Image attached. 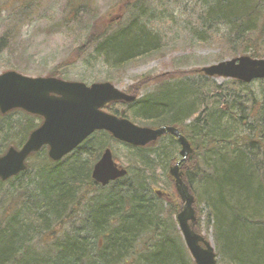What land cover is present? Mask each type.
Returning <instances> with one entry per match:
<instances>
[{"label": "trees", "instance_id": "trees-1", "mask_svg": "<svg viewBox=\"0 0 264 264\" xmlns=\"http://www.w3.org/2000/svg\"><path fill=\"white\" fill-rule=\"evenodd\" d=\"M142 2L126 0L121 8L124 14L88 38V43L98 40L97 53L113 67L159 51L160 37L142 23ZM205 5L203 28L224 25L228 28L226 44L232 52L236 49L252 58H264V0H205ZM126 14L125 23L118 25V19ZM60 73L55 71L52 76ZM196 76L202 83H191ZM155 86L133 107V116H125L134 122L139 118L149 121L151 126L181 129L193 147L182 170L195 195L197 212L198 197L208 207V224H214L221 263L264 264V100H257L249 84L228 80L218 86L200 71L171 76L156 81ZM247 118L253 120L249 134ZM41 123V118L22 111L0 114V156L10 147H21ZM227 123L241 125L243 134L230 135L223 128ZM97 137L103 140L97 155L83 157V145ZM104 138L109 139L107 144ZM195 139L204 144L205 152L219 154L213 173L201 171L200 145ZM114 143L132 150L138 177L133 179L132 170L125 167L126 177L102 186L92 178L93 167ZM157 143L134 148L99 131L60 162H52L43 149L29 160L26 171L6 182L0 180V264H195L173 223L182 202L177 193H173L176 203L172 205L159 197L155 179L163 163L179 160L167 157L179 143L170 135ZM235 156L241 157V166L247 165L246 174L234 172L230 158ZM35 159L40 163H32ZM219 168L228 172L222 173L220 182H210L215 190L197 197L192 177L215 179ZM33 171L36 176L30 184L20 183ZM7 186L13 187L8 190L11 196L6 194ZM68 224L77 227L60 236ZM196 231L202 232L200 219ZM45 236L50 240H44Z\"/></svg>", "mask_w": 264, "mask_h": 264}, {"label": "rangeland", "instance_id": "rangeland-1", "mask_svg": "<svg viewBox=\"0 0 264 264\" xmlns=\"http://www.w3.org/2000/svg\"><path fill=\"white\" fill-rule=\"evenodd\" d=\"M124 2L126 0H0V73L14 70L29 76H52L57 71V74L61 72L59 77L63 79L84 82L87 85L110 82L122 91L141 99L154 91L156 81L186 72L196 73L204 67L244 55L236 49L232 52L230 45L226 44L228 35L226 26L208 24L207 28H203L205 0H143L142 13L145 15L142 17V23L149 32L160 37L159 51L150 56L140 57L124 66L113 67L97 53L98 40L88 43V38L94 36L92 33L98 32L105 23L117 19L121 13L124 14L121 9ZM126 18L127 14L123 19H118V25H123ZM81 46L87 48L77 52L76 50ZM212 79L218 86L228 82L226 79L216 77ZM194 81L202 83L198 76L191 79V83ZM249 86L258 101L264 100L263 80L254 81ZM235 90L239 91L237 86ZM124 108L129 117L133 116L134 110L131 105L130 107L119 105L108 112H121ZM250 108L251 101L247 102V112ZM134 123L143 127H154L149 121L141 118ZM252 123L253 120L247 118V134L251 133L249 126ZM223 128L232 136L243 134V127L236 123L224 124ZM198 140L195 139V143L200 145V169L203 172L213 173V166L218 161L219 154L205 152L204 144L199 143ZM102 141L100 137H97L86 146L83 145L84 148L81 149L83 157H88L91 153L97 155ZM104 141L107 144L109 139L104 138ZM165 143L169 144L170 140L166 139ZM174 149L175 155L171 151L168 158H174V156L180 158V146L175 144ZM112 151L117 159H115L116 162L132 170L135 174H132V178H137L139 168L137 170L132 150L123 144L114 143ZM246 153L249 156L248 150ZM230 159H233L235 173L239 170L244 173V170L247 171V165L241 166L243 163L240 156ZM32 163L37 165L40 161L35 159ZM173 166L175 163L166 161L157 169L155 178L158 182L156 183L159 187L158 192L162 193L164 196L161 197L167 199L171 205L176 203L173 193L175 195L177 193L175 184L168 175ZM225 172H228L227 169L219 168L215 179L203 180L201 176L192 177V187L196 196L198 197V193L202 196L208 195L210 189L215 190L210 182L213 180L220 182L222 173L225 174ZM35 176L34 171L30 172L20 183L28 185L31 183L30 179H35ZM48 186L49 183L46 184L45 189ZM12 188L7 186L5 190ZM11 193L12 191L6 192L9 196ZM239 194L237 191L236 195ZM198 200V212L202 216L200 234L211 239L216 253H219L214 224H208V207L202 198L198 197ZM252 201L249 204L251 210L254 204ZM173 220H176V217ZM173 223L178 226V221ZM76 225L78 226L79 223ZM76 225L72 227L68 224L60 230V236L64 235L65 231L77 227ZM176 230L184 243L178 227ZM49 238L50 236H45L44 240H50ZM218 264H223L220 257H218Z\"/></svg>", "mask_w": 264, "mask_h": 264}, {"label": "water", "instance_id": "water-1", "mask_svg": "<svg viewBox=\"0 0 264 264\" xmlns=\"http://www.w3.org/2000/svg\"><path fill=\"white\" fill-rule=\"evenodd\" d=\"M208 77L231 79L250 84L264 80V59L248 55L222 61L201 69ZM134 96L126 94L110 82L94 83L66 81L56 77L28 76L17 71L0 73V114L14 111L42 118V124L29 135L20 147H10L0 156V180L5 182L28 168V160L48 148V157L59 162L71 154L97 131H106L114 139L133 147H146L166 135L177 138L181 159L170 170L175 189L183 204L177 216L186 247L195 264H218L216 250L203 234H198L195 197L187 184L181 165L193 153V147L178 129L163 126L157 129L141 127L125 118L104 111L111 103H131ZM127 175L119 166L110 148L94 166L92 177L108 185Z\"/></svg>", "mask_w": 264, "mask_h": 264}, {"label": "bare ground", "instance_id": "bare-ground-1", "mask_svg": "<svg viewBox=\"0 0 264 264\" xmlns=\"http://www.w3.org/2000/svg\"><path fill=\"white\" fill-rule=\"evenodd\" d=\"M236 81H237V80H236ZM238 82H240V81H238ZM240 83H243V82H240ZM244 84H247V83H244ZM132 96L135 97V100H134L133 102H131L130 105H131L132 110H135L136 108H133V107L138 103L140 97H138V96H136V95H132ZM141 99H142V98H141ZM132 123H134V122L132 121ZM134 124L137 125L136 123H134ZM137 126H138V125H137ZM157 127H158V128H161L162 126H156V127L154 126L153 128L151 127V129H157ZM175 128L178 129V130L180 131V133L183 135L181 129H180L178 126H175ZM134 148H138V147H134ZM179 198H180V197H179ZM180 200H181V199H180ZM196 214H197V219H202V217L199 216L197 210H196ZM177 227H178V229H179V231H180V234H181V236H182V238H183V235H182V232H181V229H180L179 225H178ZM198 234H199V233H198ZM204 236H205V235H204ZM205 237H206V236H205ZM206 239H207V240H211V239H209V238H207V237H206ZM183 241H184V238H183Z\"/></svg>", "mask_w": 264, "mask_h": 264}, {"label": "flooded vegetation", "instance_id": "flooded-vegetation-1", "mask_svg": "<svg viewBox=\"0 0 264 264\" xmlns=\"http://www.w3.org/2000/svg\"><path fill=\"white\" fill-rule=\"evenodd\" d=\"M119 105H124V106H129L130 107V104H128V105H125V104H123V103H117V104H115V105H113L112 107H111V109L113 108V107H116V106H118L119 107ZM113 114H115V115H117V116H119V117H123V118H126V119H128L126 116H125V108L120 112V111H113ZM163 127V126H162ZM182 166H181V171H183L182 170ZM171 169V168H170ZM170 172V171H169ZM168 175H169V173H168ZM163 195V194H162ZM159 196H161L160 194H159ZM164 196V195H163Z\"/></svg>", "mask_w": 264, "mask_h": 264}]
</instances>
